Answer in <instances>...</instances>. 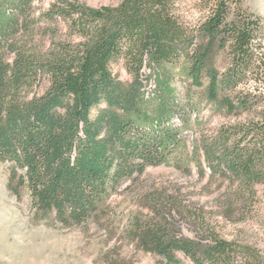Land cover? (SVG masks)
Returning <instances> with one entry per match:
<instances>
[{
  "label": "trees",
  "instance_id": "trees-1",
  "mask_svg": "<svg viewBox=\"0 0 264 264\" xmlns=\"http://www.w3.org/2000/svg\"><path fill=\"white\" fill-rule=\"evenodd\" d=\"M186 1L55 0L40 14L52 41L42 52L34 0H0V162L10 164V191L19 193L27 176L35 206L68 226L95 213L123 179L166 161L182 143L169 81L180 65L215 112L233 120L203 135L198 150L202 175L206 165L209 184L225 185L220 215L264 231V17L243 0H197L200 15L190 22ZM119 63L131 82L115 73ZM153 76L162 98L150 114L142 81ZM43 77L48 90L30 97ZM174 229L163 217L134 231L166 264H184L177 252L194 264H264V249L243 230L228 239L206 221L190 239Z\"/></svg>",
  "mask_w": 264,
  "mask_h": 264
},
{
  "label": "rangeland",
  "instance_id": "rangeland-1",
  "mask_svg": "<svg viewBox=\"0 0 264 264\" xmlns=\"http://www.w3.org/2000/svg\"><path fill=\"white\" fill-rule=\"evenodd\" d=\"M54 1L34 0L31 9L36 18L35 41L42 52L50 49L52 41L48 37V22L40 14ZM81 1L95 7L117 4L120 0ZM196 2L187 0L182 5L187 21L195 22L200 15ZM243 3L251 12L264 17V0ZM58 25V35H65L66 25ZM180 68L170 67L169 81L176 106L172 122L182 128V143L166 161L148 165L143 173L123 179L85 221L67 226L52 213L42 214L35 206L26 168L18 169L26 181L16 194L8 188L10 164L0 162V264H166L163 257L139 245L134 231L137 223L144 226L146 222H160L163 217L172 223L179 237L200 238L203 224L208 221L228 239L236 238L243 230L264 249V231L255 223L235 224L220 215L225 185L217 181L209 184L210 170L206 165L207 174L202 175L198 169L200 158L203 160L198 153L200 138L211 136L233 120L216 113L203 90L193 87L185 75L179 74ZM113 69L122 81H132L122 63L114 64ZM145 72L150 74L151 69L146 68ZM142 83L144 108L154 114L162 98L159 82L153 76L143 78ZM49 86L48 79L43 77L30 97L44 94ZM104 106L103 103L101 107ZM96 112L93 110L92 114ZM160 202L168 209L158 208ZM202 216L205 221L199 223ZM177 256L184 264H194L181 252Z\"/></svg>",
  "mask_w": 264,
  "mask_h": 264
}]
</instances>
